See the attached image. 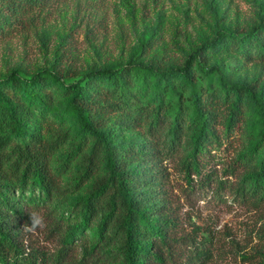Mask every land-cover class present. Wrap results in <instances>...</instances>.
<instances>
[{
    "label": "trees",
    "instance_id": "1",
    "mask_svg": "<svg viewBox=\"0 0 264 264\" xmlns=\"http://www.w3.org/2000/svg\"><path fill=\"white\" fill-rule=\"evenodd\" d=\"M48 2L0 0V33ZM216 54L264 63V23L219 29L181 66L129 62L91 69L71 81L50 69L29 78L17 71L0 77V264H166L183 243L191 256L185 264L211 261L209 235L174 236L176 219L159 175L161 162L177 155L189 184L196 181L218 194L235 167L220 176L217 151L244 122L248 105L264 115V83L229 82L217 64H209ZM58 99L67 102L77 132L66 116L53 114ZM119 130H138L141 139L114 143ZM65 146L67 156L54 167ZM72 162L76 175L62 185L60 176ZM236 163L243 169L238 196L255 206L264 203V131L248 136ZM90 179L85 194L71 204L72 218L60 230L55 256L27 246L22 229L30 225L32 211ZM86 229L94 235L82 258H69L76 241L89 239ZM243 258L264 264V248Z\"/></svg>",
    "mask_w": 264,
    "mask_h": 264
},
{
    "label": "rangeland",
    "instance_id": "2",
    "mask_svg": "<svg viewBox=\"0 0 264 264\" xmlns=\"http://www.w3.org/2000/svg\"><path fill=\"white\" fill-rule=\"evenodd\" d=\"M48 1L44 9L30 14V19L0 33V77L17 71L29 78L39 70L50 69L71 81L91 69L129 62L150 63L157 68L181 66L192 51L211 40L219 29L247 30L264 23V0ZM209 62L217 64L231 83H264V63H245L230 54H216ZM216 78L214 73L212 81L216 82ZM197 80L200 84L204 81ZM67 109V102L58 99L53 114L66 116L67 124L77 132V124ZM262 131L264 115L250 104L245 108L244 122L217 151L222 158L216 165L218 174L223 176L225 170L234 167L235 173L224 177L228 181L216 195L196 181L194 185L187 182L177 155L161 162L159 184L166 206L176 219L174 236L199 232V238L209 235L212 239L213 258L203 264H250L243 255L264 248V203L255 206L238 196L236 189L243 169L238 163L234 165L248 136ZM140 139L138 130H119L113 142L127 145ZM66 156L67 146L56 154L54 167ZM69 166L60 176L62 185L71 183L76 175L75 162ZM91 183L92 179L82 189L35 208L32 216L42 218V226L35 230H29L31 223L23 226L25 244L55 256L62 246L60 230L72 218L71 204L85 194ZM15 195L24 205L21 195ZM85 232L89 239L76 241L69 258H82L83 246L94 235L93 230ZM174 250L166 264H185L186 259H191L185 243Z\"/></svg>",
    "mask_w": 264,
    "mask_h": 264
},
{
    "label": "clouds",
    "instance_id": "3",
    "mask_svg": "<svg viewBox=\"0 0 264 264\" xmlns=\"http://www.w3.org/2000/svg\"><path fill=\"white\" fill-rule=\"evenodd\" d=\"M30 223L31 229L29 230H35L38 226H42V218H38L35 214H33V216L30 217Z\"/></svg>",
    "mask_w": 264,
    "mask_h": 264
}]
</instances>
